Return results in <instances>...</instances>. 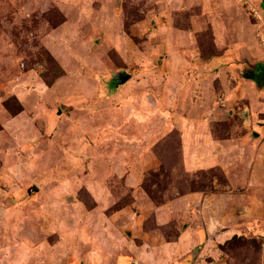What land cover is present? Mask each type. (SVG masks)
I'll use <instances>...</instances> for the list:
<instances>
[{
	"label": "rangeland",
	"instance_id": "374dc122",
	"mask_svg": "<svg viewBox=\"0 0 264 264\" xmlns=\"http://www.w3.org/2000/svg\"><path fill=\"white\" fill-rule=\"evenodd\" d=\"M253 70L263 0H0V264H264Z\"/></svg>",
	"mask_w": 264,
	"mask_h": 264
},
{
	"label": "water",
	"instance_id": "95a60500",
	"mask_svg": "<svg viewBox=\"0 0 264 264\" xmlns=\"http://www.w3.org/2000/svg\"><path fill=\"white\" fill-rule=\"evenodd\" d=\"M264 1V0H263ZM131 78V75L124 73V72H119L116 77L115 80L117 82L118 85H123L126 81H128ZM263 82H264V78H263ZM33 191H38V189L36 187H32ZM30 192V189L28 190V193Z\"/></svg>",
	"mask_w": 264,
	"mask_h": 264
},
{
	"label": "built area",
	"instance_id": "2783aa9c",
	"mask_svg": "<svg viewBox=\"0 0 264 264\" xmlns=\"http://www.w3.org/2000/svg\"><path fill=\"white\" fill-rule=\"evenodd\" d=\"M252 14L254 16V18L258 19V20H262V13L259 9L255 8V7H250Z\"/></svg>",
	"mask_w": 264,
	"mask_h": 264
},
{
	"label": "flooded vegetation",
	"instance_id": "af4514ba",
	"mask_svg": "<svg viewBox=\"0 0 264 264\" xmlns=\"http://www.w3.org/2000/svg\"><path fill=\"white\" fill-rule=\"evenodd\" d=\"M255 71V72H254ZM257 74H259V76H261V79H263L264 78V71H258V72H256V70H253V71H250V73H249V77L251 78V79H253V78H255L256 79V77L258 76ZM115 80V79H114ZM116 81V80H115Z\"/></svg>",
	"mask_w": 264,
	"mask_h": 264
}]
</instances>
